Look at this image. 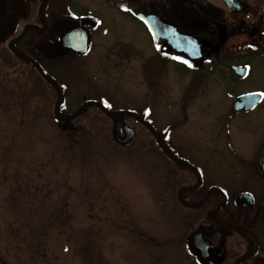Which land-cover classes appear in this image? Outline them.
Returning a JSON list of instances; mask_svg holds the SVG:
<instances>
[{
  "label": "flooded vegetation",
  "instance_id": "obj_1",
  "mask_svg": "<svg viewBox=\"0 0 264 264\" xmlns=\"http://www.w3.org/2000/svg\"><path fill=\"white\" fill-rule=\"evenodd\" d=\"M7 1L0 0V45H8L34 71L44 87L38 93L53 100V123L77 129L78 119L84 115L102 113L116 122L117 132L122 133L125 124L131 126L134 140L137 126H141L148 136L142 139L146 148L154 137L161 154L179 169L175 172L180 177L178 186L156 195L154 203L160 210L171 208L175 219L189 228L183 232L181 226L174 237L163 239L143 231L140 235L146 250L140 256L142 264H264V139L247 146L250 160L259 162L247 180L226 174V183L216 181L208 170L206 162L212 157L208 148L220 150L217 142L205 140H211L210 97H233V115L256 110L264 103V88L250 83L255 77L264 79V0H11L16 2L11 6ZM25 16L29 20H21ZM29 25L32 28L25 32ZM77 28V33L71 34L72 42L65 40L64 36ZM87 38L89 50L77 52L79 41ZM49 42L52 46L46 48ZM73 43L75 49L70 46ZM39 66L61 86V113H78L70 121L57 117V88ZM66 66H73L75 75L93 73L92 78L88 76L93 83L107 71L114 72V78H129L134 86L149 87L151 80H158L163 113L166 109L179 112L158 127L154 107L146 102L115 105L98 93L79 95L76 86L62 77ZM7 76L2 73L0 77L4 113L15 110L17 105L13 106L9 95L20 91ZM252 93L263 94L254 108L234 109L236 99ZM75 97L80 101L74 102ZM25 107L34 118L38 116V102ZM18 110L24 112V105ZM137 115L159 131L178 158L195 168L171 158ZM188 129H194L198 138L190 139ZM223 145L231 149L233 157L249 159L236 151L231 139ZM195 156L203 163H197ZM136 253V249L132 251V264L141 263Z\"/></svg>",
  "mask_w": 264,
  "mask_h": 264
},
{
  "label": "rangeland",
  "instance_id": "obj_2",
  "mask_svg": "<svg viewBox=\"0 0 264 264\" xmlns=\"http://www.w3.org/2000/svg\"><path fill=\"white\" fill-rule=\"evenodd\" d=\"M27 16L21 20H29ZM72 67L66 66L62 77L76 86L79 95L98 93L115 105L146 102L154 107L158 127L179 112L163 113L158 80H151L149 87L134 86L129 78H114V72L107 71L93 83L88 80L93 73L75 75ZM2 73L11 76L20 91L9 95L15 110L4 113L0 107V264H132L133 250L139 258L145 254L143 231L163 239L174 237L181 226L183 232L189 228L175 219L171 208L160 210L154 203L165 189L179 183L175 173L179 169L161 154L154 137L146 148L142 139L148 136L141 126L127 145L115 141L117 124L102 113L84 115L78 119L79 128L68 130L53 123V100L38 93L44 87L8 45H0V77ZM250 83L264 88L261 77ZM73 94L69 92L71 99ZM210 99L211 140H205L217 142L220 152L208 148L214 157L206 162L208 170L218 182L226 183V174L246 181L259 164L250 160L247 146L264 139V103L233 115V97ZM32 102L39 103L36 118L25 107ZM22 105L24 112L19 114ZM186 133L190 139L198 138L194 129ZM230 139L248 160L231 155L223 145ZM195 159L203 163L201 157Z\"/></svg>",
  "mask_w": 264,
  "mask_h": 264
},
{
  "label": "water",
  "instance_id": "obj_3",
  "mask_svg": "<svg viewBox=\"0 0 264 264\" xmlns=\"http://www.w3.org/2000/svg\"><path fill=\"white\" fill-rule=\"evenodd\" d=\"M3 16V11L1 10L0 11V17ZM32 28V25H29L26 27L25 29V32L30 30ZM78 31V28L73 30L72 32L70 33H67L64 38L65 40H68V41H71L72 42V38L73 36L71 34H74V33H77ZM57 39V38H56ZM70 42V43H71ZM52 43V42H51ZM51 43H47V45L45 46L46 48H49L51 47ZM14 44V43H13ZM13 44L10 45V48L15 51L16 53L18 51H16L14 49V46ZM71 48L75 49V45L74 43L72 45H70ZM79 47L75 50H77V52L81 53V54H84L88 51L89 47H90V40L89 38H87V40H80L79 41ZM39 65V64H38ZM39 69H40V72L51 82L53 83L56 88H57V91H58V99H57V103H56V115L59 119L61 120H68L70 121L72 118H74L75 116L78 115L77 114H74V115H70V116H65L63 113H61L60 111V105H61V102L63 101V91L61 89V86L59 85V83L57 82V80L52 77L44 68L40 67L39 66ZM262 96L263 94L262 93H252V94H248V95H245V96H241L239 97L238 99L235 100L234 104H233V107L235 110H250L252 108H254L258 102H260V100L262 99ZM99 106L103 107V105L99 104ZM128 112V111H127ZM112 113H116V112H112ZM129 113V112H128ZM137 117L139 118V120L141 122H143L145 124V126L154 134V136L156 137L157 139V142L160 146H163L166 150H167V153L169 154V156L171 158H173L174 160L178 161V162H181L183 161L182 159L178 158L168 147H167V144L166 142L164 141L162 135L159 133V131H157V129L152 125L150 124L148 121L144 120L142 117L138 116ZM121 120H123V117H121ZM68 129V128H66ZM69 130V129H68ZM70 130H73V129H70ZM123 130H124V135L121 136L119 135L118 132H114V138L115 140L120 143V144H128L129 142H131V140L135 137V131L134 129L125 124L123 126ZM186 165L188 166H191V167H194L190 162H186V161H183ZM195 168V167H194ZM263 170H264V166H263Z\"/></svg>",
  "mask_w": 264,
  "mask_h": 264
}]
</instances>
